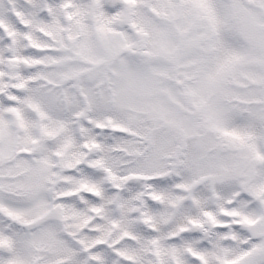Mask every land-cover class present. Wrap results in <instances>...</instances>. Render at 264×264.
<instances>
[{
  "label": "snow or ice",
  "instance_id": "obj_1",
  "mask_svg": "<svg viewBox=\"0 0 264 264\" xmlns=\"http://www.w3.org/2000/svg\"><path fill=\"white\" fill-rule=\"evenodd\" d=\"M0 264H264V0H0Z\"/></svg>",
  "mask_w": 264,
  "mask_h": 264
}]
</instances>
